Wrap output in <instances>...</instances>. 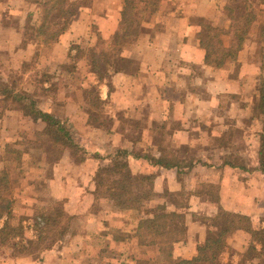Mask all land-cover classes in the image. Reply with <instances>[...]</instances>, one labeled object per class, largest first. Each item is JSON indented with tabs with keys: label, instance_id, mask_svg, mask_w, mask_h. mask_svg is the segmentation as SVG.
Listing matches in <instances>:
<instances>
[{
	"label": "crops",
	"instance_id": "crops-1",
	"mask_svg": "<svg viewBox=\"0 0 264 264\" xmlns=\"http://www.w3.org/2000/svg\"><path fill=\"white\" fill-rule=\"evenodd\" d=\"M221 2L182 0V11L170 9L157 16L161 30L142 31L132 44H126L121 54L126 62V66L121 67L123 70L112 73L108 83L90 79L98 86L99 96L105 103L103 111L98 113L81 93L76 97L67 92L65 95L40 97V107L68 123L79 147L77 160L71 150L46 135L44 122L31 123L42 130L47 137L45 142L49 139L54 147L62 145L59 155L50 161L54 164L51 196L54 199L66 198V211L70 215L79 214L84 222L63 248L41 255L45 257L43 262L34 256L0 254V264H53L54 259L83 264L86 258L82 241H88L102 231H108L107 238L115 246L120 243L116 241H131L133 244L142 212L120 209L108 200L96 199L95 195L94 176L98 167L116 158L119 149L125 151L133 173L155 175L153 187L156 197L151 205L185 213L186 234L174 244V258H194L198 247L216 229V221L224 211L250 217L254 228L264 227V172L259 169L256 156L246 160L249 169L224 165L214 154L200 155L204 162L194 159L192 167L185 165L182 168L160 166L145 157L148 154L155 157H173L176 154L187 162L192 159L189 153L205 150L212 139L221 138L231 126L245 131L251 129L243 126L250 115L247 105L255 100L251 90L256 94L262 79L249 78L264 73V43L260 47V59L257 51L262 41L251 37L246 39L236 59H227L221 67L207 64L206 50L200 44V25L202 22L219 23ZM21 3L25 6L23 10ZM7 5L10 9L7 16L17 19V23H7L4 20L6 14L0 12L2 74L7 69H21L29 76L27 71L34 68L31 63L37 50L45 49L50 60L68 59L77 50L85 48V44L72 45L80 44L88 37L93 24H100L97 30L102 37L109 38L118 31L121 18L117 11L99 15L92 9L88 12L89 8H82L57 42L39 45L36 41L24 46V30L38 22L41 2L8 0ZM30 21L33 22L30 24ZM237 62L239 72L234 73L236 70L232 64ZM41 85L51 87L53 82L43 80ZM87 86L86 82L80 83L81 91L84 92ZM228 100L231 102L224 105ZM256 100L259 102L260 99ZM8 116L25 117L20 111L6 110L0 118L1 122L4 121L5 130ZM107 117L112 120L110 126L101 120ZM262 133L260 125L255 135ZM44 162L40 160L39 164L45 165ZM165 193H172L174 197L185 194L186 207L178 208L171 196L166 197ZM72 199L78 200L76 207L71 205ZM99 201L101 203L96 208ZM118 216L127 219L121 225L122 232L126 234L122 240L115 239V232L108 229L115 226L114 219ZM226 241L227 249L220 264H240L241 255L252 243V234L248 230L237 229L228 235Z\"/></svg>",
	"mask_w": 264,
	"mask_h": 264
},
{
	"label": "trees",
	"instance_id": "trees-1",
	"mask_svg": "<svg viewBox=\"0 0 264 264\" xmlns=\"http://www.w3.org/2000/svg\"><path fill=\"white\" fill-rule=\"evenodd\" d=\"M135 3V0H125L124 9L121 11V23L124 24L122 32L116 31L112 38V43L116 47L127 37L142 34L140 16L134 12ZM41 6L39 23L33 28L44 45H51L57 42L67 30L78 13L79 6L71 0H47L41 2ZM229 11L232 19L229 29L219 28L206 22L200 25L199 38L201 46L206 50L205 61L214 67H221L228 58H237L256 20V14L251 8L240 17H236L232 9ZM230 33L232 38L228 44H225L224 35ZM121 54L114 59L108 56L102 62L93 59L92 73L102 82L108 83L112 73L123 70L121 67L125 59ZM84 93L87 101L98 113L105 109V103L99 96L97 85L87 87ZM39 104L40 96L35 91L26 90L12 83L0 85V118L6 110H23L25 116L31 121L44 122L47 134L56 142L69 149H78L68 123L54 113L45 111ZM256 107L264 114V80L260 87V101ZM262 123L263 133L260 135L259 148L255 156L259 162V169L264 172V119ZM189 154L192 159L187 162L176 154L173 157L167 155L155 157L150 154L145 157L150 162L167 168H182L185 165L192 167L194 159L203 161L197 151ZM243 156L240 151L235 154V152L224 150L219 158L224 165L249 169L248 162ZM126 158L125 151L119 149L116 158L98 167L94 181L96 199L108 200L120 209L142 212V218L135 233L136 246L157 248L156 257L141 251L140 257L135 256V263L128 264H220L222 254L227 249L226 238L237 229L248 230L252 234V243L241 255L240 264H264V227L254 228L250 217L227 211L222 212L216 221V229L208 236L207 241L198 247V254L194 258H174V244L182 240L186 234V215L178 210L170 211L165 206L151 205L150 202L156 197L153 187L155 175L133 173ZM10 183L9 172L1 170L0 218L7 217L8 220L0 228V247L15 248L14 253L11 254L12 257L43 255L60 250L73 235L72 216L64 207L58 206L59 202L55 199H53L54 205L38 199L29 212H22L15 204L16 198L8 195ZM165 195L171 196L178 208L186 207L185 194L180 193L178 197H174L172 193H165ZM29 219L33 221L35 236L28 245L21 238L24 235L23 222ZM156 258L159 259L155 261ZM44 260L45 257L39 259L42 262ZM256 260H258L257 263Z\"/></svg>",
	"mask_w": 264,
	"mask_h": 264
},
{
	"label": "rangeland",
	"instance_id": "rangeland-1",
	"mask_svg": "<svg viewBox=\"0 0 264 264\" xmlns=\"http://www.w3.org/2000/svg\"><path fill=\"white\" fill-rule=\"evenodd\" d=\"M26 1V0H25ZM32 1H40L44 2L47 0H32ZM75 1L80 9H88L94 10V12L100 14H105L110 11L114 13L117 11L121 16V11L124 9L125 0H71ZM180 1V2H179ZM223 4L220 3L221 6V17L219 23H213V25L218 26L219 28L229 29L232 24V19L230 18V11L232 9L234 11V15L236 17H240L244 15L249 8L254 11L256 14V20L251 26L247 38H259L262 42L258 44L257 57L260 59L261 57V44L264 43V0H221ZM0 12L1 13H9L10 9H8L7 2L8 0H0ZM135 13H137L140 17V24L142 31H159L161 30V24L157 21V16L165 10L173 9L175 11H182L181 4L182 0H135ZM20 3V2H19ZM25 3V2H24ZM24 3H21V10L25 6ZM251 6V7H249ZM42 7V6H41ZM117 9V10H116ZM27 10V8H25ZM78 11V12H79ZM33 13V11H30ZM108 16V15H107ZM9 17V18H8ZM109 17V16H108ZM142 18V19H141ZM4 20L7 23H17V19L15 20L12 16L4 15ZM119 28L122 32V27L124 26L121 23V18H119ZM33 21H30V24ZM111 23V21H107ZM39 23H36V25ZM98 23V21H97ZM205 23V22H203ZM210 23V22H206ZM126 24V23H125ZM212 24V23H211ZM90 27V23H88ZM35 24L28 26V29L24 30L23 36V44L26 46L28 43L35 44L36 41L41 42V37L33 28ZM104 27L103 24H101ZM97 27H100V24H93L91 29H89L88 37L82 39L80 44L72 45H84L85 48L79 49L75 52L74 56H70V58H57L56 60L47 59V54H45L46 50H37L35 51V57L31 63L34 68H30L27 72H30L27 76L24 71L20 70H12L7 69L4 74L0 71V85H5L6 83H12L13 85H17L29 91H35L37 94L43 99L44 96H50L54 94V96L65 95L66 92L70 96H84V92L80 89V83H87V87H92L90 79H98V77L92 73V61L93 59H97L100 62L106 57H111L114 59L118 55H120L126 44H132L138 36H130L123 40L119 46H115L112 43V38L107 35L104 38L101 33L97 30ZM231 30V29H230ZM232 31V30H231ZM231 34L224 35L225 44L230 40ZM43 44V43H42ZM115 46V48H114ZM119 51V52H118ZM231 59V58H228ZM126 65V62L123 63ZM122 65V66H123ZM234 73H238L239 71V63L232 64ZM135 66V65H134ZM235 75V74H234ZM251 75L248 73L247 76ZM250 77V76H249ZM246 79V78H245ZM249 79H264V73H260L254 78ZM49 80L53 82V85L50 87H45L41 85V81ZM262 80L260 81V86L258 88L256 94H254V90L252 89V99L255 97V100L251 103H248L249 106V116H247L246 121L243 126L250 127L249 131H245L236 127L231 126L229 130L224 134L221 138H214L210 141L209 147L205 150L198 149L197 152L200 155L211 156L214 154L215 158H218L224 150L228 152L242 153L243 158L245 160H249L251 156L255 157L256 147L258 145V141L260 142V136H256V129L258 131L260 125L263 127L262 120L264 119V114L257 108L258 100L260 99V87ZM91 83V85H89ZM49 91V93H48ZM50 98V97H48ZM260 101V100H259ZM231 101L224 103H230ZM244 104V103H242ZM9 110H17L24 114L23 110L18 109H9ZM260 112V114H258ZM13 115V114H12ZM25 116V114H24ZM99 116V115H98ZM105 116V115H104ZM257 118V119H256ZM242 119V117H241ZM28 120V121H27ZM107 126H110L111 119L109 117L101 119ZM244 120V119H243ZM257 120V121H256ZM4 121H0V171L6 170L10 174L11 183L10 190L8 191V195L16 198V206L20 208V210L24 213L30 211L33 207L34 203L38 199H41L42 202L47 204L54 203V197L51 196V186L50 180L54 177V164L52 161L56 158L62 147L56 146L54 147L52 142L48 139V142H45L47 137L43 135L42 130L37 127H33L31 121L27 116L19 117V116H8L7 117V129L4 128ZM254 123V124H253ZM251 124V125H250ZM253 124V125H252ZM248 129V128H247ZM245 131V132H244ZM46 132V130H45ZM53 141H55L50 135L47 134ZM50 141V142H49ZM56 142V141H55ZM58 143V142H57ZM61 144V143H60ZM224 147L223 149L221 147ZM220 149H216L219 148ZM69 149V148H68ZM216 149V150H215ZM72 154L79 160L78 151L79 149H69ZM196 153V151H195ZM46 163L45 165L39 164V161ZM44 160V161H42ZM23 169H26L23 172ZM168 197V196H166ZM57 205L62 206L66 209V198H56ZM73 200V199H72ZM104 200V199H101ZM76 201V200H75ZM74 200L71 205L74 207ZM99 201L96 205V208L99 207ZM54 205V204H53ZM76 207V206H75ZM79 211V209L77 210ZM71 232L75 234L76 231L80 230V227L83 225L84 218L79 214L71 215ZM7 217L0 218V228H2L7 222ZM126 221V217H116L114 221L116 222L115 226L108 228L109 231H114V237L117 240H122L126 237V234L122 232V221ZM130 222L131 220L128 219ZM24 226V235L22 236V240L24 243H30L32 237L35 236L34 224L32 220H26L23 222ZM108 231H102L98 234H95L94 237L88 239V241H82L83 244V252L84 257L86 258L83 264H128L135 263V256L140 257L139 252H146L153 257H156L157 248L148 247L146 249H141L142 247L136 246V241H116L120 242L118 246L113 244V241L110 238H107ZM124 242V243H122ZM65 246V245H64ZM63 246V247H64ZM62 247V248H63ZM15 248L10 246L0 247V254L11 255L14 253ZM141 252V253H142ZM36 259H40L41 254L33 255ZM159 258H156L157 261ZM258 260H256L257 263ZM53 264H71L70 262L63 261H55V259L51 262Z\"/></svg>",
	"mask_w": 264,
	"mask_h": 264
}]
</instances>
